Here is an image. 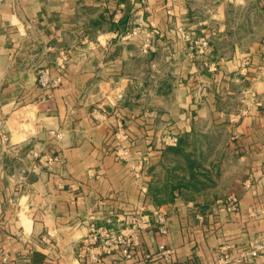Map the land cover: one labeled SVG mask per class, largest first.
Wrapping results in <instances>:
<instances>
[{
    "label": "crops",
    "instance_id": "obj_1",
    "mask_svg": "<svg viewBox=\"0 0 264 264\" xmlns=\"http://www.w3.org/2000/svg\"><path fill=\"white\" fill-rule=\"evenodd\" d=\"M181 1L187 8L189 0ZM195 1L206 8L198 18L201 29L184 31L181 39L177 33V39L184 62L197 73L194 82L203 90L194 109H161L142 103L144 95L132 90L143 82L125 75L130 36L122 28L125 0L113 2L118 13L110 10V0H2L0 69L14 68L12 54L25 49L35 61L41 58L45 66L56 68L62 81L54 90L38 91L37 102L30 104L29 99L20 108L15 107L20 98L0 95V133H10L0 136V147L14 154L0 163V264H162L161 245L170 254L167 264H264L263 255L242 257L264 243V26L255 41L254 28L248 27L250 46L241 50L238 40H232L234 33L225 24L230 18L223 10L231 5L236 11H249L260 5L246 18L251 24L255 17L264 20V0ZM85 10L93 13L86 16ZM186 11L183 18L193 20L196 13L189 7ZM169 33L166 39L174 40V33ZM149 48L153 54L160 49L157 43ZM240 53L247 60L250 107L241 115L226 114L217 108L218 86L240 75ZM32 61L30 68L41 67ZM188 70L186 76L192 79ZM159 91L156 87L148 96L170 99L169 93ZM224 118L232 165L226 195L236 199L231 211L217 199L222 194L211 205L185 202L173 176L154 172L168 149L165 136L176 137L180 144L196 134L194 124L202 120L200 134L210 135L220 127L216 120ZM15 125L18 140H13ZM25 128L36 134L22 132ZM117 133L128 134L130 141L115 139ZM33 137H38L37 148L54 149L59 161L30 176L32 163L24 156L22 175L13 176L5 161L17 158ZM125 146L127 156L118 151ZM146 163L149 172L141 167ZM137 165L138 173L133 171ZM155 211L166 214L165 236L155 229L142 230L128 254L116 251L98 263L89 262V250L81 244L89 224L119 232L132 217Z\"/></svg>",
    "mask_w": 264,
    "mask_h": 264
},
{
    "label": "rangeland",
    "instance_id": "obj_2",
    "mask_svg": "<svg viewBox=\"0 0 264 264\" xmlns=\"http://www.w3.org/2000/svg\"><path fill=\"white\" fill-rule=\"evenodd\" d=\"M115 1L117 0H110V10L113 13H118L115 12L118 10V6L115 5L114 7L112 5ZM124 4L125 5L121 7V11L122 9L125 10L122 28L126 29L130 34L126 41L127 59L124 69L125 75L128 78H136L138 83L143 82L142 86L133 88L132 92L144 95L142 103L154 108L159 107L162 109L174 106L177 109L179 106L182 108V106L189 105L190 108L194 109L198 105L203 88H201L202 86L198 84L197 81L194 82L193 76L197 75V73L196 71H192V64L189 66L188 62H184V55L180 52L182 42L179 43L177 33L180 35L181 39L184 31L186 32L190 29V31L198 32V30L201 29L202 23L198 18L206 14V8H202L195 0H189L187 8L189 7L193 13H196V15L193 16L194 19L189 20L188 16H184L183 18V14H188L186 13L188 11H186L187 8L181 0H125ZM259 6L258 4L252 6L249 11L240 9L236 11L234 10V6L231 8V5L229 7L223 6V10L228 13V18H230L225 24L232 30V33H234L231 36L232 40H238L241 50H245L250 46L246 36L248 27L250 30L252 26L256 33V38L253 37L252 41H255L259 34H262L264 20L255 17V21L251 24L249 23L250 20H248L252 17L253 9L256 10ZM83 13L88 16L93 12L85 10L82 14ZM247 16L248 21L246 20ZM210 26L211 28L213 27V25ZM80 28L82 27L80 26ZM93 28H95V26ZM169 31L174 33V40L166 39L168 34L170 35ZM31 40L33 41V38ZM166 41L170 42L169 44L167 42L169 46L168 49L167 45L164 44ZM156 43L159 45V51L156 54L149 53V46ZM136 45H139L140 51L138 50V53L134 55V48L137 47ZM144 45H147V47H144ZM174 48L176 52H179L173 54L171 50ZM243 54L240 53V59L238 61V71H240V75L230 78L232 81H224L218 86L220 101H218L217 108L218 110L224 111L226 114L241 115L250 107V103L248 102V91L250 90L245 79L247 74V60L246 56H242ZM9 55L11 54L9 53ZM12 55L16 60L15 67L7 68L5 67L6 65H4V68L0 69V77L4 78V83L0 85V95H11L20 98V101H17V104H15V107L17 106V108H20L24 105L22 103H25V101L29 99L32 100L30 104L37 102L38 91H41V93L43 91H48L42 89L37 82L39 73L42 69H49L52 76H56L57 74L55 73L57 72L55 71L56 68H52V70L51 67L45 66L43 59L37 58V61H35L32 56L33 54L25 52V49L15 52ZM52 57H54V54ZM32 59L34 60L32 61L33 63H38L41 67L30 68L28 62ZM47 59L51 60L52 58L48 56ZM39 60L40 62H38ZM188 68L192 71V79H188L186 76L189 74ZM59 75L62 76L60 73ZM240 77L244 79L241 80ZM161 81V84L156 85ZM156 87L159 88L161 94L166 95L169 93L170 99L165 101L151 100V97L148 95ZM223 120H216L217 126L220 127L215 129L210 135L200 134V130L204 129L205 123L203 120L197 121L194 124L196 134L180 144L176 138L174 144L168 147L166 146L168 149L164 150L162 163L159 164L156 169L157 171H154L155 176H168L169 178L173 176L171 180L175 182L176 185L179 182V188L182 191L181 199L185 202L211 205L214 203L213 199L215 200L216 196L222 194L224 196L217 199H220L226 207L230 205L233 199L236 204L235 198H228V194L226 195L227 192H230L232 165L230 163L231 151L226 147L230 140L229 134L225 131L227 122L225 118ZM13 129L14 132L17 131L13 140H18L20 134L18 125H15ZM25 131L30 136L36 134L34 129L30 130L25 128L22 130V132ZM0 136L7 137L10 136V133L6 131L4 134L0 133ZM31 140L30 146L19 150V156L17 158L9 157L10 160L5 161V164L7 163L6 165L9 166L12 171L13 176L22 175V158L24 156L29 157L32 163V167H30V176H34L33 171L39 167L45 169L55 164V162L43 159L44 156H58L54 149L37 148L39 143L38 137H33ZM11 152L12 151L8 148L3 149L0 147V163L4 162V157L8 154L14 155ZM136 167L137 170L135 171L133 168V171L138 173L140 171L139 165ZM141 167L145 169V172H149L150 164L146 163ZM24 172L26 174V171ZM182 176L184 177L181 179Z\"/></svg>",
    "mask_w": 264,
    "mask_h": 264
},
{
    "label": "built area",
    "instance_id": "obj_3",
    "mask_svg": "<svg viewBox=\"0 0 264 264\" xmlns=\"http://www.w3.org/2000/svg\"><path fill=\"white\" fill-rule=\"evenodd\" d=\"M2 0H0V3ZM205 43L202 42V45ZM147 47V45H144ZM150 47V46H149ZM61 76H52L49 69H42L38 76V85L42 89L54 90L61 85ZM55 137L57 139L61 138L59 133H56ZM115 139L124 141L128 143L130 137L126 133L115 134ZM163 142L166 146H170L176 142V137L165 136ZM123 156L128 155V148L120 147L118 150ZM44 160L58 162L59 157H43ZM235 206V200L233 199L227 210L231 211ZM155 231L161 235L165 236L168 232L167 218L166 214L160 211H155L151 214H141L136 217H132L130 224L123 228L121 231H116L113 229L106 228L104 226H97L95 224H89L88 232L86 236L82 239V247L89 250L87 258L90 263H98L100 259L105 255H110L116 251H120L123 254H128L129 250L136 245L139 232L142 230ZM159 251L163 254L164 262L162 264H167L170 258L169 252L164 248L163 245L159 246ZM259 255L264 256V243L256 244L249 252L242 255V257L256 258ZM81 256V255H79ZM222 259H219L221 262Z\"/></svg>",
    "mask_w": 264,
    "mask_h": 264
}]
</instances>
